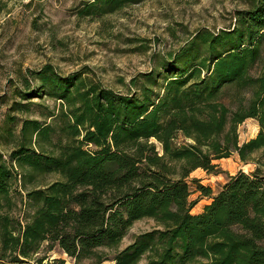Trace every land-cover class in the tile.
Instances as JSON below:
<instances>
[{
    "label": "trees",
    "instance_id": "16d2710c",
    "mask_svg": "<svg viewBox=\"0 0 264 264\" xmlns=\"http://www.w3.org/2000/svg\"><path fill=\"white\" fill-rule=\"evenodd\" d=\"M135 1L105 4L113 10ZM237 16L233 28L199 31L182 52L199 58L205 47L207 58L187 66L171 56L163 64L171 75L162 95L146 85L139 94L117 92L51 65L37 72L39 88L60 108L52 124L24 120L10 161L0 153V264H66L38 257L45 246L76 264L101 263L105 249H116L145 218L156 226L114 264H264V63L252 74L263 60L264 0ZM145 77L157 83L154 72ZM249 118L260 130L241 144L238 128ZM234 153L258 166L231 176L203 212L192 213L190 174L214 172L215 161ZM50 173L62 178L27 189L34 212L21 220L13 186Z\"/></svg>",
    "mask_w": 264,
    "mask_h": 264
},
{
    "label": "rangeland",
    "instance_id": "374dc122",
    "mask_svg": "<svg viewBox=\"0 0 264 264\" xmlns=\"http://www.w3.org/2000/svg\"><path fill=\"white\" fill-rule=\"evenodd\" d=\"M258 1L136 0L110 10L105 0H0V153L10 161V152L21 141L25 119L55 122L50 115L59 113L60 103L39 88L36 78L47 65L61 75L81 71L117 92L139 94V87L146 85L154 89V95H162L165 80L171 75L163 64H169L171 56L187 66L207 58L205 47L199 58L190 59L188 52H182L199 31L233 28L237 13L252 10ZM262 46L263 60L252 71L254 76L264 63V43ZM151 72L156 84L145 77ZM26 94L33 96L26 98ZM238 130L242 144L254 138L260 127L256 119L249 118ZM215 163L218 168L214 172L198 168L188 178L193 191L190 199L196 202L194 214L204 211L231 176L240 171L252 173L258 166L242 162L237 153ZM61 178L50 173L37 176L26 188L20 182L14 185L11 195L15 215L25 220L34 212L27 189L43 188ZM200 186L211 189V194L206 195ZM155 226L152 219L138 220L116 249H105L106 260L97 263L85 259L78 264H114L119 252ZM37 255L76 264L59 247L47 250L45 246ZM139 264H146V259Z\"/></svg>",
    "mask_w": 264,
    "mask_h": 264
}]
</instances>
